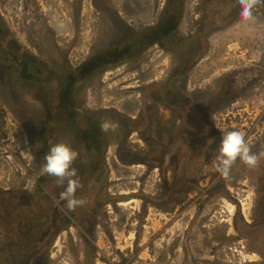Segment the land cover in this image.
<instances>
[{
	"label": "flooded vegetation",
	"instance_id": "flooded-vegetation-1",
	"mask_svg": "<svg viewBox=\"0 0 264 264\" xmlns=\"http://www.w3.org/2000/svg\"><path fill=\"white\" fill-rule=\"evenodd\" d=\"M223 1L225 0H218V3ZM208 2V0H203L202 5H208ZM179 3L183 4V0ZM234 3L237 5L236 1ZM225 6V11L235 10V6L232 8L230 4ZM257 7L264 14V4ZM5 10L8 8L5 7ZM115 13L118 15V12ZM236 14L235 18L232 17L227 24L221 25L215 31H221L229 23L236 22L240 18V15ZM2 17L4 19V16ZM207 37H204L203 45ZM158 44L163 46L159 42ZM247 52L249 53L250 50L247 49ZM175 57L178 62L179 53H176ZM253 61L250 65H229L222 68V72L218 73L216 86L206 87L207 89H201L202 91L187 90L188 93L196 95L197 103L210 105L208 107L210 113L203 119L187 120L186 126L183 124L184 120L181 119L183 122L181 127L187 128V135L157 136L160 129L166 128L164 123L170 118L163 120L164 103H161L162 105L154 111L156 117L152 130L154 140L158 142L166 137L170 143L180 144V149L176 151L181 159L177 169L179 174H174L170 166L164 171L160 166L148 164L149 167H129L136 172L134 177H116L117 180L122 179V181L127 179L117 183L111 182L114 176L107 177L109 179L107 191L97 190L95 194H92L87 188L86 175L93 172L88 159L93 153L85 139V143L77 149L79 158L74 162L73 167L78 169L83 185L77 190L76 195L85 198L88 203L84 207H78L74 212H67L65 202L59 199V193L63 191V188L57 186L55 177L46 174L40 176L36 181L35 189L29 191L31 184L28 183L39 175L45 163V161L40 162L36 154L46 152L47 149H43V142L36 145L28 136L27 144L23 143L18 153L29 163L32 178L26 185L11 188L0 186V264H49L50 248L60 232L70 233L68 237H73L75 240L77 251L79 246L81 247L77 238L82 241L79 242L88 248L90 255L92 254L90 264H99V262L102 264H142L143 253L146 250L153 252L150 256L155 258L150 257V259L155 264L159 262L160 264H235L237 262H232L230 259L235 255L232 251L233 247H237L235 244L228 249H218L214 253L203 246L206 240L202 237V232H208L207 227L211 225L204 223L205 218L223 201L221 206L238 201L243 214L240 218L236 211L231 212L230 217L223 220V222L230 223L228 234L224 237L229 240H239L241 248H244L248 254H254L242 240L241 229L245 222L246 224L257 223L261 219L259 218L260 213L264 214V108H261V113L251 114L250 122L244 127L245 142L251 151L257 154L258 166L249 168L237 159L231 168L229 177L222 178L213 168L211 160L213 151L218 150L222 139L220 129L223 128L217 126L213 118L216 110L218 109V112L219 109L224 110L218 113L222 115L230 108L239 110L248 106L252 112H255L260 100L264 99V59H253ZM169 73L158 76L154 83L165 82ZM108 106L116 108V105ZM142 107L143 103L137 105L136 116L130 117L138 118ZM121 111L118 109L117 112L124 113ZM200 114L202 113L194 114V117H199ZM176 117H179V113ZM83 124L81 126L77 124L78 127H74L77 137L88 134L89 128L94 127V125H89L86 130ZM137 145L144 146L139 135ZM11 146L10 144L9 148ZM144 152L154 155V158L160 156L161 153L157 148L148 151L144 147L138 149V159L143 157ZM35 160L39 165L35 163ZM155 164L160 163L157 161ZM140 168L143 172H138ZM155 174L157 183L148 184ZM144 176L146 183L142 181ZM185 180L193 183L192 190L185 187ZM181 185L183 188L178 191ZM148 187L150 190L147 189ZM191 193L198 197L194 208L190 206ZM240 195L244 197L241 199H245L250 204L247 214L242 209V201L238 199ZM191 212L193 216L190 219ZM47 213L50 214L49 219ZM175 218H179L181 222L177 230H174ZM160 219L162 222L159 224L157 222L161 221ZM262 222L264 230V220ZM60 250L58 248V251ZM96 254H98L97 257H95ZM51 257H54L53 254ZM227 259L230 263L226 262ZM249 263L254 262L249 261Z\"/></svg>",
	"mask_w": 264,
	"mask_h": 264
},
{
	"label": "rangeland",
	"instance_id": "rangeland-1",
	"mask_svg": "<svg viewBox=\"0 0 264 264\" xmlns=\"http://www.w3.org/2000/svg\"><path fill=\"white\" fill-rule=\"evenodd\" d=\"M107 2L110 4V8L102 0H0L1 15L4 16L14 39L18 40L26 50H30L34 54L54 58L55 64H60L62 63L61 61H68L69 65H72L71 68L77 71L79 85L83 84L84 86L80 92L71 90L69 95H59L62 97L61 99L56 95L48 109L53 121L57 122V129L59 130L60 127H63L56 140H52V136H47V139L43 137L44 143L51 141L54 142V145L59 142H65L71 145L72 139H75L76 134L70 133L75 127L74 125L73 127L70 126L77 115H80L81 119H83V127L86 130L91 123L99 119L96 113L100 111L109 113L111 110L118 111L120 109L126 115L135 117L137 105L142 104L144 91L156 83L155 80L158 76L168 74L176 63V52L174 53L170 49L159 46L158 35H155L157 30H160L157 25L159 24L163 7L166 6V0H107ZM183 3L185 11L181 23L178 26L176 25L175 28L180 34L196 33L197 18L205 14V9L209 5H202L201 0H183ZM5 7L8 10H5ZM115 12H118V15ZM253 14L255 17L253 21L245 22L239 18L236 22L229 23L221 31H214L207 35L208 49L201 55V58L194 66L195 68L189 71L187 90L199 89V91H202L207 89L206 87L216 86L218 73L222 72V68L229 65H250L254 62L253 59H264V14L259 7L253 11ZM114 15L125 20L129 28L133 30V33L128 37L123 35L125 39L130 37V40H127L112 52L95 51L93 47L101 41L100 38L102 36L105 41L100 43L107 45L110 32L109 26ZM115 21L117 30L120 24L118 20ZM111 44L112 42L109 43V45ZM247 49L250 50L249 53ZM47 71L52 73V68L47 69ZM109 72H121V74L107 79L106 76ZM26 98L32 103L38 102V99L33 95L27 94ZM64 100L66 101L64 102ZM111 104L116 105V108H112V106L109 108L108 105ZM263 104L264 99H261L255 112H252L248 106H244V108L237 106L240 108L239 110L230 108L238 115L231 118L235 124L233 129L227 127L228 122L223 120L218 114L224 110L215 112L213 118L217 126L228 131H239L246 136L244 127L250 122L251 114L261 113V108H264ZM242 109H249L250 112ZM164 110L163 120H167L172 116L173 112L166 107H164ZM0 115L3 118H0V153H5L8 150L10 154L15 152V155H19L17 153L19 148L23 143L27 144L26 140L28 136L30 137L29 131H27L28 129L24 123L21 122L23 123L21 124L1 100ZM109 115L104 116L102 119L100 118L102 120L101 123L109 121L116 124L115 118ZM174 115L176 116L175 113ZM116 125L115 131L106 132L108 141L106 144L107 153L102 156L95 154L93 156L91 154L88 157L93 172L90 175H86V179L87 188L91 190L90 193L92 194H95L97 190L105 189L107 191L109 180L107 177L114 176L111 181L113 183L123 182L127 179L122 181V179L117 180L116 177L130 178L136 174L129 167H149L147 164L142 163L138 157H135L137 160L128 163L120 160L117 155V149L121 145L120 142L128 140L129 145H137L138 135L134 132L128 138L116 137V133L120 134L118 132L120 125ZM167 133V128L160 129L157 136L167 135ZM13 137L14 139L11 141ZM88 139H90V136ZM10 144L12 145L11 148H9ZM135 147L138 148L137 146ZM89 148L93 149L92 142L89 144ZM47 152L48 150L36 154L40 162L45 161L44 157ZM35 163L39 165L36 160ZM154 169L157 170L156 168ZM154 169L153 171H155ZM139 171H142V169L140 168ZM145 179L146 177L144 176L142 179L144 183L147 181ZM156 183L155 174L148 184L153 185ZM28 184H31V182ZM147 189L150 190V187ZM177 190L181 191L182 188ZM193 193H191L190 197L191 208L196 207L198 198ZM222 203L224 201L218 204L205 218L204 223L211 225L207 227L208 232H202V237L206 240L203 246L214 253L218 249H228V247H233L235 244L237 247H233L234 249L232 250L235 255L230 258L232 262H237L235 264H250L248 258L240 261L241 255L239 251L243 249L241 248V242L224 237V235L228 234L230 223L212 220L213 214L220 209L219 207ZM242 209L244 210L243 205ZM192 216L193 212L190 214V219ZM160 222L162 220L157 223L160 224ZM173 222H175L174 230H177L178 224H181L179 218H175ZM63 233L60 232L58 234L50 248V253L54 257H51L50 254L49 264H90L92 254L90 255L88 248L83 246L79 242L81 240L77 238L79 241L77 239L76 241L81 245L77 251L75 240L73 237H68L70 233L67 232V234L65 232L62 236ZM56 244L58 246H55ZM65 245L68 247H64ZM58 248L61 250L58 251ZM152 253L148 250L143 253L142 264H155L150 259V257H153L150 256ZM97 256L98 254L95 255V257ZM258 260L256 258L252 264H257ZM160 261L162 260L160 259ZM226 262L230 263V260L227 259ZM99 264L102 263L99 262Z\"/></svg>",
	"mask_w": 264,
	"mask_h": 264
},
{
	"label": "trees",
	"instance_id": "trees-1",
	"mask_svg": "<svg viewBox=\"0 0 264 264\" xmlns=\"http://www.w3.org/2000/svg\"><path fill=\"white\" fill-rule=\"evenodd\" d=\"M166 1V7L162 10V15L157 25L161 31L157 30L155 35H158L157 39L163 45L162 47L170 49L177 54L179 53L180 56L178 62L171 69L168 79L163 83L151 85L144 91L143 107L138 118L133 119L117 111H114V113L109 112L110 115L107 111L97 112L99 119L90 124V126L94 125L93 128H89L92 131L84 136H76L74 140L72 139L71 146L75 150L83 145L86 139L87 142L89 141L88 144L91 142L93 144V156L94 154L105 155L108 142L107 133L101 131L102 120L100 118L102 119L104 116L109 115L115 118L116 124L120 125L118 128L120 134L116 133V137L128 138L132 133L137 132L145 144L143 147L138 145L131 146L128 144V140H122L120 142L121 145L117 149V155L122 162L128 163L137 160L135 157H138V149L146 147L148 151H153V149L157 148L161 152H159L160 156L154 158V155H148L144 152L143 157L139 158V160L151 166H160L163 171L170 166V169L174 170V174H179L177 169L180 166L181 159L176 151L180 149V144L176 142L172 144L166 137H163L158 142L154 140L152 133L156 120L154 111L159 108V105H162L161 103H164L163 105L173 112L170 119L164 123L165 127L168 128V133L164 136L169 134L170 136L175 134L187 135V128L181 127V123H183L181 119L184 120L183 124L186 126L187 120L195 121L207 117V114L210 113L208 110L210 105L205 106L197 103L195 100L196 95L187 92L188 73L208 49L207 39L203 45V38L210 32L218 30L221 25L227 24L232 17L235 18L237 16L236 13L240 15L241 9L234 3L236 0H225L221 3H218V0H208L209 7L196 23V33L180 34L175 27L181 23L185 11L184 3L180 4V0ZM102 2L110 8L107 0H102ZM226 4H230L231 8L235 6V10L225 11ZM115 20H118L119 24L121 23L124 27L122 28L120 24L116 30L117 23ZM124 22L127 24L125 20L114 15L109 26L110 32L107 45L100 43L105 41L102 36L100 38L101 41L94 45V50L104 51V53L112 52L127 40H130V37L125 39L123 35L128 37L133 33V30L127 26L128 24L125 25ZM110 42H112L111 45H109ZM54 60L52 57L34 54L30 50H26L11 35L7 23L0 14V100L14 116L20 119H17L20 123H24L28 129L27 131H29L32 143L34 142L37 145L43 142V149L48 151L54 142L44 143L42 136H52L51 139L56 140L63 127H60L59 130L57 129V122L53 121L48 109L50 108L49 105L52 104L56 95H69L71 90L80 92L82 87H84L83 84H81L82 86L79 85L77 71L71 68L72 65H69L68 61H61L62 63L55 64ZM50 68H52V73L47 71ZM27 94L35 96L38 102L32 103L27 98L25 99ZM211 108H213L212 105ZM45 110L47 113H45ZM174 113H179V117L177 118ZM197 113L202 114L199 117H194V114ZM0 118L2 119V115H0ZM82 120L80 115H77L76 119L72 120L73 124L70 127H73V125L78 127L77 124L81 126ZM70 133L76 134L75 129L71 130ZM122 134L124 135L122 136ZM89 136L90 139H88ZM157 161L160 164H155ZM184 184L186 188L191 190L194 187L192 182L186 180ZM180 187L183 188V185ZM49 217L50 214L47 213V218L49 219Z\"/></svg>",
	"mask_w": 264,
	"mask_h": 264
},
{
	"label": "clouds",
	"instance_id": "clouds-1",
	"mask_svg": "<svg viewBox=\"0 0 264 264\" xmlns=\"http://www.w3.org/2000/svg\"><path fill=\"white\" fill-rule=\"evenodd\" d=\"M240 7V18L242 21L249 22L255 19L253 9L258 5L264 4V0H236ZM101 131H115L117 125L109 121H104L100 125ZM222 139L218 150L212 154V164L216 172L222 178L230 175L231 168L237 159L241 160L249 168L258 166L259 159L245 142L244 135L239 131H228L220 129ZM79 158V153L70 144L59 142L51 146L46 156L45 163L37 175L31 181L29 191L35 189L36 181L40 176L48 175L56 178L58 187L63 188L59 193V199L65 202L67 212H74L78 207H84L88 201L83 197H77L76 193L81 184L78 169L73 167L74 162Z\"/></svg>",
	"mask_w": 264,
	"mask_h": 264
},
{
	"label": "built area",
	"instance_id": "built-area-1",
	"mask_svg": "<svg viewBox=\"0 0 264 264\" xmlns=\"http://www.w3.org/2000/svg\"><path fill=\"white\" fill-rule=\"evenodd\" d=\"M232 116H238L236 113L232 110L228 111L225 114L220 115V117L223 118V120L228 122L227 127H230L233 129L235 127V124L232 121ZM14 137L12 138L13 141ZM18 153V152H17ZM19 154V153H18ZM27 160L23 159L19 155L10 154L8 150L5 151V153H0V186H5V187H15V186H21V185H26L29 181L30 178H32V170L29 166V163L27 165ZM244 197H239L240 201L244 200L241 199ZM227 209H224V207ZM220 207L214 214H213V219H215L216 222L227 220L230 215L231 211L228 209L226 204ZM220 214L222 218L218 216ZM241 249V251H243ZM238 252V251H237ZM240 252V251H239ZM240 255H243L240 253Z\"/></svg>",
	"mask_w": 264,
	"mask_h": 264
},
{
	"label": "water",
	"instance_id": "water-1",
	"mask_svg": "<svg viewBox=\"0 0 264 264\" xmlns=\"http://www.w3.org/2000/svg\"><path fill=\"white\" fill-rule=\"evenodd\" d=\"M236 205V214L242 218L243 214L241 211V205L239 202L235 201ZM258 211V206L256 208V213ZM259 218H261L257 223L252 222L250 224L243 225L241 229V238L244 243L250 247V249L257 255L259 259L257 264H264V230H263V220L264 214L260 213Z\"/></svg>",
	"mask_w": 264,
	"mask_h": 264
},
{
	"label": "bare ground",
	"instance_id": "bare-ground-1",
	"mask_svg": "<svg viewBox=\"0 0 264 264\" xmlns=\"http://www.w3.org/2000/svg\"><path fill=\"white\" fill-rule=\"evenodd\" d=\"M120 74H121V72H116V73L115 72H109L107 74L106 78L109 79V78H112V77L120 75ZM240 197H241V195H240ZM246 197H248V195ZM242 204H243V207H244V211L247 214L248 210H249V207H250V204L248 202H246L245 199L242 200ZM226 206L228 207V209L231 212L234 213L236 211V205L235 204L227 203ZM224 209H226V208L224 207ZM218 216L220 217L221 215L218 214ZM220 218H222V217H220ZM220 222H222V221H220ZM242 246H245V244H242ZM240 253L243 254V255H241L240 261H244V260H246L248 258L249 259L248 261L255 262V260L257 258V255L255 253L254 254H252V253L247 254V251H245V249L243 251H240Z\"/></svg>",
	"mask_w": 264,
	"mask_h": 264
}]
</instances>
